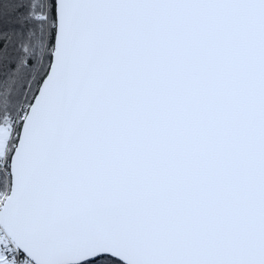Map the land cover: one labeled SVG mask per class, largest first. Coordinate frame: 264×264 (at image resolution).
<instances>
[{
    "label": "snow or ice",
    "instance_id": "6c2138e0",
    "mask_svg": "<svg viewBox=\"0 0 264 264\" xmlns=\"http://www.w3.org/2000/svg\"><path fill=\"white\" fill-rule=\"evenodd\" d=\"M0 264H264V0H0Z\"/></svg>",
    "mask_w": 264,
    "mask_h": 264
}]
</instances>
